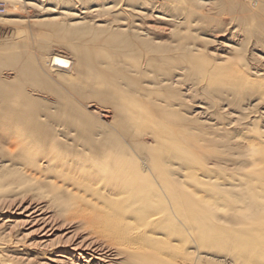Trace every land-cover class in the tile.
I'll return each instance as SVG.
<instances>
[{
    "label": "bare ground",
    "instance_id": "6f19581e",
    "mask_svg": "<svg viewBox=\"0 0 264 264\" xmlns=\"http://www.w3.org/2000/svg\"><path fill=\"white\" fill-rule=\"evenodd\" d=\"M89 1L0 41V264H264V0Z\"/></svg>",
    "mask_w": 264,
    "mask_h": 264
},
{
    "label": "rangeland",
    "instance_id": "374dc122",
    "mask_svg": "<svg viewBox=\"0 0 264 264\" xmlns=\"http://www.w3.org/2000/svg\"><path fill=\"white\" fill-rule=\"evenodd\" d=\"M124 2H126V0H103V4H107L105 5V7H110V9L108 8L107 11H109L111 14H115L121 11L125 7ZM40 3L42 4L40 8L30 7V6L27 7L23 5L17 9L15 7H11L10 6L11 4L9 2L6 1L5 3L3 0H0V41H5V40L6 41L7 40L17 41L18 40L17 44L19 45V47L17 48V53L18 54H28L34 51L35 46L31 45V43H30V46H26V47L21 46L26 41L27 42L33 41L36 43L38 42L41 43L44 40H48L50 44L53 45L52 48L54 50L59 51L62 54L64 53L65 55H72L71 50L68 48V45L71 41L57 42L56 38L53 36L47 39H43L41 41L40 38L42 37V34H43V30H42L43 28L41 26L36 25L37 26L36 27L37 29H36L35 25L33 26L31 25V21L34 18V16L45 15V14H48V12L51 13V15L53 16H58V13L62 9V7H69L78 12L80 10H86V8H89L90 5L94 6L96 2H91L89 0H44V1L40 0ZM92 8H96V7H92ZM92 8H89L87 10H91ZM104 9L105 8H101L100 12H103ZM44 10L46 13L43 12ZM91 14H93V12L90 13L89 15ZM9 18L18 20V22H7V21L4 22V19H9ZM19 21H22V22H19ZM142 21L145 23H149V24L153 23L151 19H148V18L145 20L142 19ZM56 65L58 66L59 63L56 64L54 62L53 66L55 67ZM55 68L56 70H59L60 66L55 67ZM94 106L96 107V105ZM94 106H90L89 109L90 110L96 109Z\"/></svg>",
    "mask_w": 264,
    "mask_h": 264
}]
</instances>
